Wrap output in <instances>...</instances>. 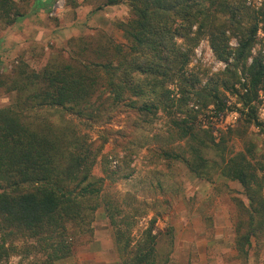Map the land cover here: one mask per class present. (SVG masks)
<instances>
[{"label":"trees","instance_id":"trees-1","mask_svg":"<svg viewBox=\"0 0 264 264\" xmlns=\"http://www.w3.org/2000/svg\"><path fill=\"white\" fill-rule=\"evenodd\" d=\"M34 2L36 8L49 3ZM122 3L133 13L120 22L126 44L106 36L72 39L78 49L71 59L39 70L24 63L0 79L17 94L0 107V262L24 254L31 264H54L74 253L81 236L94 232L103 178H94L92 170L106 141L84 139L67 119L53 121L51 113L96 120L121 106L144 117L165 111L171 134L185 145L179 151L165 149L167 158L180 160L200 179L221 176L243 187L248 207L236 225L238 252L246 255L252 238L264 230L259 194L264 164L244 138V150L230 157L226 150L231 135L244 136L250 125H263L256 103L264 90V53L254 48L259 32L264 33V3L255 9L245 0H104V5ZM24 15L15 0H0V26ZM203 38L226 64L205 84L189 67ZM229 95L238 97L241 117L216 142L198 113L209 106L216 115L226 113ZM194 99L199 109L190 107ZM107 165L105 172L111 170ZM118 210L107 205L120 264H168L157 246L155 219L135 238L127 217L116 218Z\"/></svg>","mask_w":264,"mask_h":264},{"label":"rangeland","instance_id":"rangeland-1","mask_svg":"<svg viewBox=\"0 0 264 264\" xmlns=\"http://www.w3.org/2000/svg\"><path fill=\"white\" fill-rule=\"evenodd\" d=\"M15 1L24 7L25 15L10 26H0V79L24 63L39 70L49 62L71 59L73 50L78 49L72 39L106 36L116 43H127L120 27V22L133 17L127 3L104 5V0H49L46 8L37 9L34 0ZM245 2L258 9L264 0ZM231 43L236 45V40L233 38ZM258 51L264 53L261 31L254 53ZM225 66L212 52L207 38H203L194 50L189 67L205 84ZM16 95L0 83V107L9 105ZM228 104L231 109L226 113L216 115L212 106L201 108L198 113L201 126L213 130L216 142H220L229 128L239 124L238 97L229 95ZM256 104L263 125H250L244 136L231 135L226 150L228 157L244 150V138L251 141L256 159L264 164V90L259 91ZM190 107L199 109L200 104L194 99ZM107 115L89 120L69 113L49 114L53 121L67 119L86 140L106 141L92 170L94 178H103L102 205L95 213L94 232L81 236L74 253L54 264H120L114 249L108 204L119 209L118 220L127 217L135 238L155 219L157 246L160 253L168 255V264H264V230L252 238L246 255L240 254L235 246L236 225L244 221L243 208L248 207L241 184L221 176L212 182L200 179L180 160L165 156V149L179 151L185 146L184 140L171 134L174 131L169 130L171 124L165 111L144 117L135 108L121 106ZM105 161L111 168L107 172ZM259 194L264 196V185ZM245 230L243 225L241 231ZM0 264L31 263L24 254H12Z\"/></svg>","mask_w":264,"mask_h":264},{"label":"crops","instance_id":"crops-1","mask_svg":"<svg viewBox=\"0 0 264 264\" xmlns=\"http://www.w3.org/2000/svg\"><path fill=\"white\" fill-rule=\"evenodd\" d=\"M42 1L47 3L49 0H42ZM46 6H47V4H46ZM46 6L44 8H46ZM37 9H41V8H37Z\"/></svg>","mask_w":264,"mask_h":264}]
</instances>
